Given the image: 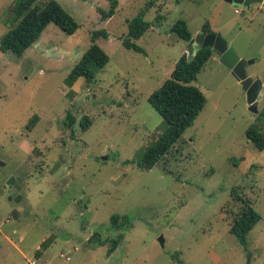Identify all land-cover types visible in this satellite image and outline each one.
<instances>
[{
	"label": "rangeland",
	"instance_id": "1",
	"mask_svg": "<svg viewBox=\"0 0 264 264\" xmlns=\"http://www.w3.org/2000/svg\"><path fill=\"white\" fill-rule=\"evenodd\" d=\"M57 1L80 25L76 33L51 23L21 57L0 50V264H264V150L246 135L264 113V91L255 115L213 55L192 83L207 107L161 162L141 167L143 151L166 129L149 97L188 56L189 44L171 28L183 20L195 38L210 25L241 59L255 61L247 75L264 86V6L154 0L145 14L151 27L134 41L139 53L124 45L128 20L150 0H119L108 20L107 0ZM16 3L0 0V41ZM95 33L110 62L94 82L67 86ZM85 117L93 123L82 131ZM259 125L264 133V116ZM234 187L257 200L262 216L245 247L230 232ZM7 194L22 198L14 203ZM114 215L129 216L133 227L116 232ZM94 234L103 245L87 243Z\"/></svg>",
	"mask_w": 264,
	"mask_h": 264
},
{
	"label": "trees",
	"instance_id": "2",
	"mask_svg": "<svg viewBox=\"0 0 264 264\" xmlns=\"http://www.w3.org/2000/svg\"><path fill=\"white\" fill-rule=\"evenodd\" d=\"M107 1L109 9L101 13L104 20L111 19L120 6L119 0ZM154 4L155 1L150 0L138 17L128 20V36L124 40L127 49L143 53V49L134 41L142 38L150 29L151 24L145 20V14ZM11 10L14 13L12 27L0 41V50L4 54L11 52L21 57L40 39L44 30L51 23H55L67 34H74L80 28L77 21L57 0H17ZM202 31L205 34H215L212 27L207 24L203 26ZM171 32L186 41L189 46L194 42L193 34L183 20H179L171 28ZM101 34H93L92 45L71 71L66 80L67 86L72 87L80 78L85 79L89 84L94 82L95 73L103 70L110 62V57L96 43ZM213 55L211 49L200 50L189 62L187 55L184 54L176 63L171 77L149 97L150 105L164 119L166 129L150 147L143 151L141 167L144 170L150 171L161 162L207 107L206 96L192 83ZM263 116L264 113L258 115L257 123L246 132L249 141L260 151L264 150V133L259 125ZM75 123V117L69 112L65 120L66 126L69 130H73ZM92 123L93 121L88 117L81 119L82 131H87ZM239 163L237 161L236 165ZM230 195L231 201H234L238 206L233 215L230 232L245 247L247 246V236L262 221V216L257 209V200L242 195L240 188H232ZM132 227L133 222L129 216L114 215L111 218V228L116 232H127ZM99 238L98 234H94L87 243L91 246L103 245L104 243ZM122 238L123 234H121ZM121 239L114 242L110 253L116 250ZM94 240H97L98 245Z\"/></svg>",
	"mask_w": 264,
	"mask_h": 264
},
{
	"label": "water",
	"instance_id": "3",
	"mask_svg": "<svg viewBox=\"0 0 264 264\" xmlns=\"http://www.w3.org/2000/svg\"><path fill=\"white\" fill-rule=\"evenodd\" d=\"M225 1L232 3L234 7L244 6L248 9H250V7L254 4H261L264 6V0ZM208 49H211L213 54L219 57L221 63L232 71L233 75L238 79L240 85L247 94V98L250 103V111H252V113L255 115H258V103L264 91V86L259 80L254 81L251 77H249L246 71L247 66L254 64L255 61L241 59L233 47L229 45V43L222 37L220 33L205 34L203 31L198 33V35L194 38V42L189 46L187 51L188 61L191 62L200 50ZM2 166H4L3 163ZM14 184L15 178L12 177L7 182V185L13 186ZM21 198V196H18L14 202L19 203ZM159 241L161 246L164 247V238L161 237Z\"/></svg>",
	"mask_w": 264,
	"mask_h": 264
},
{
	"label": "flooded vegetation",
	"instance_id": "4",
	"mask_svg": "<svg viewBox=\"0 0 264 264\" xmlns=\"http://www.w3.org/2000/svg\"><path fill=\"white\" fill-rule=\"evenodd\" d=\"M8 181H9V179H8ZM8 181H7V182H8ZM7 182H6V183H7ZM11 187H12V186H9V190L12 191L14 188H11ZM5 197H6V196H5ZM16 198H17V195H16L15 197H13V195H11V194H7V197H6V199H9V200L11 199L10 201H14ZM14 203H15V202H14Z\"/></svg>",
	"mask_w": 264,
	"mask_h": 264
},
{
	"label": "built area",
	"instance_id": "5",
	"mask_svg": "<svg viewBox=\"0 0 264 264\" xmlns=\"http://www.w3.org/2000/svg\"><path fill=\"white\" fill-rule=\"evenodd\" d=\"M61 258H65V256L63 254L60 255ZM67 261H70V258H66ZM28 264H37L36 262L32 261V262H29Z\"/></svg>",
	"mask_w": 264,
	"mask_h": 264
}]
</instances>
